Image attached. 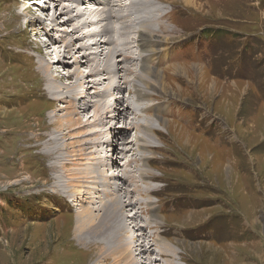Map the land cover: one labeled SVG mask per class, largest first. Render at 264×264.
<instances>
[{
    "label": "rangeland",
    "instance_id": "obj_1",
    "mask_svg": "<svg viewBox=\"0 0 264 264\" xmlns=\"http://www.w3.org/2000/svg\"><path fill=\"white\" fill-rule=\"evenodd\" d=\"M23 1L35 2L30 4L31 14H36L38 23L29 20L31 15H21L19 7ZM50 1L0 0V264H95L96 261V264H114L118 244L114 234H122L126 244L127 240L133 242V231L137 228L132 225L138 221V225L144 226L150 217L144 203L146 197L135 192L145 188L137 173L142 162L151 172L145 179L148 187L156 189L150 195L157 206L152 213L162 220L155 228V239L162 238L173 244L179 252L180 264H264V0H188V5L180 0H148L164 4L167 15L158 22L166 30L156 23L153 29L160 37H156L161 42L157 48L168 51L170 59L163 60L166 65L157 70L163 93L159 85L149 83L157 88L149 89V101L155 108L147 114L133 108L137 104L133 82L138 65L127 54L138 48L136 33L129 30L136 19L129 17L133 12L129 0H106L102 6H93L94 9L101 7L97 18L89 13L85 17L82 12V20L76 19L79 15L73 18L77 33L92 36L76 41L74 47L79 42L90 44L92 38L96 40L93 32L97 26L96 31L100 33L97 40L119 43L114 44V49L123 54L110 64L121 65L118 75L121 79L108 78L112 95L102 86L86 89L85 85L81 89L85 78L101 79L105 86L108 84L104 76L88 75L90 69L100 70L108 51H103L95 63L79 65L77 72L82 76L78 84L72 76L75 67L70 63L50 66L52 79L58 85L68 87L75 83L80 88L78 97L74 98V110L78 112L72 116L75 123L85 124L84 120L93 115L95 105L102 102L111 101L109 108L124 112L127 117L124 126L111 121L110 136L124 132L122 136L129 149L123 155L112 157L108 149L104 150L106 159L98 168L101 170L109 161L112 169H119L121 159L132 160L130 166L124 165L127 171L124 191L128 196L119 194L123 195L122 201L130 198L137 205L134 223L125 219L129 222L112 227V223L96 219L98 215H95L93 222L84 226L85 231L77 228L78 208L64 192L55 188L61 176L60 155L78 153L83 148L84 165L77 173H84L85 163L92 162L87 159L92 149L81 146L85 139L80 138L90 129L76 131L79 138L73 140L80 144L75 146L69 145L71 140L58 141L53 135L57 133L58 139H68L69 130L56 124L71 99H52L47 91L48 79L41 78L38 63L45 60L48 49L52 51L46 62L51 65L58 56L55 53L63 49L62 41L53 40L58 35L57 29L53 31L49 26L53 15L51 5L59 12L70 3L62 0L59 5L57 0ZM86 2L79 0V7ZM140 12L148 15V11ZM154 14L157 21L158 15ZM11 15L19 19L12 21ZM119 21L121 26L116 27ZM105 29L107 34L100 32ZM45 38L47 41L42 44ZM71 60L70 55H65L66 63ZM173 63L177 66L167 67ZM85 92H90L88 108ZM161 110L166 113L160 114ZM153 113L160 117L163 127H157L155 132V144H152L155 148L151 145L142 149L148 156L143 158L138 151V131L134 124ZM95 127L92 130L98 129L97 124ZM58 142L66 145L57 153L54 150ZM103 143L107 146L109 142ZM92 156L97 158L96 154ZM66 166L74 169L70 164ZM112 172L116 178L111 186L116 187L122 183V178L117 176L121 173ZM152 177L156 178L151 180ZM123 210L122 217L133 215L134 211L129 208L123 206ZM79 231L81 235L85 232L81 239ZM151 234L144 228V238ZM145 241L157 244L153 238ZM151 257L157 258V264L163 263L156 251H152Z\"/></svg>",
    "mask_w": 264,
    "mask_h": 264
},
{
    "label": "bare ground",
    "instance_id": "obj_2",
    "mask_svg": "<svg viewBox=\"0 0 264 264\" xmlns=\"http://www.w3.org/2000/svg\"><path fill=\"white\" fill-rule=\"evenodd\" d=\"M48 1H50V0H48ZM83 1L84 0H81V3ZM85 1H87V2H86V4L81 6V8H82L81 9L79 7L80 4H78L79 0H69L70 6L64 5L63 8L59 10V12L55 8V6H53V4L51 5L52 10H50V11H53L52 12L53 15L50 17V19L48 21V22H50L49 26L52 28L53 31L55 29H57L56 31L58 32L57 33L58 35L57 36L55 35L56 38L53 36V40L55 39L58 41H62L63 43H62L61 48H63V49H62V51H59V53L58 52L55 53L58 56H56L55 61L51 62L52 63L51 65L46 62L50 58V57L48 58V56H49L50 52L52 51V50H48V49L46 50L47 51V54H46L47 57L44 58L45 60L39 61V63H38V69L40 71L41 78L48 79L47 82L49 84H47L48 85L47 91L53 97V98L52 97L51 98L55 99V100L71 99L70 101H68L69 107L64 106L65 107V114H63L62 119L60 121H57V124H56L59 128L64 127L65 129L69 130V132L67 131L68 135H69L67 137L68 139L66 140L65 137H60V139H58V137L60 135H58L57 133L56 134L53 133V135L55 136L54 138L58 141H63V142L71 140V143H69V145L75 146L77 144H80V143H75V141L73 140L76 137H77V139L79 138L75 134L76 131H77V133H79L82 130L84 131L85 129H90L85 135H83L82 137L80 136V138L85 139V140L82 139V141L85 143H81V146L86 145L88 148L90 147L92 149L91 152H88V155L90 156V158L87 157L88 161H90V162L92 161V162L89 164L85 163L86 169L82 170V171H85L84 173H81V172L77 173V171H80L81 167H83V165H84V164H82L83 163L82 160H84L82 158V153L84 151L83 148H81V149L79 148V150L77 151L78 153H75V152H69L67 154L62 153L60 155L61 156L60 160L58 161L59 165H60L59 169L61 171V176H60L59 182L57 183V186L55 187V188H59L62 192H64L66 198H68L69 201L72 204H74L75 207L78 208V211H77V213H78V216H77L78 217V219H77L78 226H77V228L83 229V231H85L84 226H88L89 224H91L93 222L95 215H98V217L96 219L101 218V219L109 222L110 225L112 223V227L118 226L117 225L118 223L119 224L124 223L125 221H127L125 219H129V221L132 220V223H134V221H136L135 216H134L136 211H134V209H135V206H137L136 204H134L133 201L130 200V198H128V200L126 199L127 201H125V202L122 201L121 199H122L123 195H122V197H120L121 194H119V192H123L125 198H127V196H128V194L124 191L126 189L125 188V182H126L125 171L126 170H124V168H125L124 165H126V166L129 165L130 163H132V160L128 161L126 159L127 157H124L123 159H121L122 162L119 164L120 165L119 169L116 167H113V169H112L110 167L111 164L109 161L103 164V168L101 170L98 168L104 162V159H106L105 158L106 156H104V153H103L104 150L106 151V149H108V151L110 153L109 157H112V155L113 156L114 155H123V153H125V151H127L129 149L128 146H126V143H128V142H126L122 136V134L124 132H122V134H117L114 132L113 135L115 137L110 136V133L112 131L111 121H113L112 123L119 122L120 124H122L124 126L125 120L127 119L124 112L118 113L115 109H112V106L109 108L108 103L111 101H108L107 103H103L101 101L102 103L98 102L99 104L95 105V109L93 110V115L90 116L87 120L85 119L86 121L84 120L85 124L82 122L75 123L76 121L73 120V118H72V116L78 114V112H76V110H74L75 109L74 98L76 96L78 97V95H76V94L78 93V89L80 90V88L75 87L78 84V82L80 81V78L82 76L80 73L78 74V72H77L79 65H88L87 63L90 64L91 62L95 63L98 56L103 55L102 54L103 51H108V52H105L106 55H104V60H105L104 65H102V67L100 65V67L102 69L101 68H100V70H98V69L95 70V68L90 69V71H88V75L89 76L99 75L101 77L104 76V79L107 80V82H108V78L112 81H115L117 79L120 80L121 76H118V75H119V72L122 71L120 68L121 65L119 66L118 63L114 64V65L112 63L110 64L111 60L119 58V56L121 54H123L120 50L114 49V46H115L114 44H117L118 42L112 43L111 41L108 42V41H104V40L102 42H100V40H97L98 36H100L99 31H96L98 26L97 27L95 26L96 28H94V32H93V36L95 38H97L96 40H94V38H92V42H90V44L89 43L88 44H83V43L81 44L80 43L83 40L91 39L92 36L85 35L84 34L85 32L83 33V35H81L82 32H81V34L77 33V31H78L77 27L78 26L73 24V22L75 20L73 18L77 17L79 15L76 19H78V18L81 19L82 16H84V15H82V13H85V17H86V13H89L90 15L95 14V16L97 18L99 15L98 12L100 11L101 7H97L96 9H94L95 5L102 6V1L106 2V0H85ZM173 1H175V0H173ZM180 1L183 3H186L187 5L190 3V1H188V0H180ZM50 2L52 3L53 1H50ZM56 2L59 3V5H60L62 0H57ZM32 3H35V2L34 1H32V2L29 1V3H25L24 1L22 2L21 7H19V8H21V15H24V14L31 15L33 17H29V20H31L32 22L34 21L35 23H38V21L36 20V14H34L35 19H34V15L31 14L32 8L30 7V4H32ZM112 3H113V1H112ZM116 5H118V4H116ZM162 5H164V4H162V2H160V1H157L156 4H153L152 2H149L148 0H129V8H131V10L133 11L129 17L130 18H132V17L136 18L135 21H133V23L130 24L129 30H131V32L135 31V33H136L135 41H136V48H138V50L136 52L130 51V52H128L127 55L132 56L133 58L131 60L134 59L136 62V65H138L137 72L134 74L135 77H134V82H133V83H135V84H133V87H134V91H135L136 97H137L136 107H133V108L136 109V111L138 113L147 114L146 112L154 111L153 109L155 108L154 107L155 105L150 103L149 95H150V90L154 91L155 86L154 87H152L151 85L149 86V83L154 82L155 85H159L160 87L158 86V88L160 89V92L162 91L161 90L162 86L160 84L161 82H160V79L158 76L159 74H157L159 71H157V70H159V68L161 66H163L164 64L166 65V63L163 60L167 59L169 57L170 53L166 50L164 52H162L161 50L159 51L157 46H160L161 42H160V40L156 39V37L158 38L159 36H158V34L154 33L155 30L153 29L154 27L156 29V26H153L156 23L158 26L161 25L166 30V26L164 24L163 25L159 24V22H158L160 20L159 18L162 19L163 16L167 15L163 11L164 7ZM121 6H122V4H121ZM56 7H59V6H56ZM144 8H147V9L144 10ZM115 10H116V8H115ZM140 10L141 11L143 10L145 12L148 11V15H147V13H141ZM75 12H76V15H74ZM154 13H156L158 15L157 21L154 19V18H156V15ZM152 14H153V17H152ZM111 15H113V14H111ZM60 16H63V17L60 18ZM101 16L103 17V14H101ZM13 17H14V15L13 16L11 15V17L10 18L8 17V18L11 20L12 19H16V20L19 19L18 16L16 18L15 17L13 18ZM126 19H128V18H126ZM83 23H84V21H83ZM87 23L91 24L92 21H87ZM93 23H94V21H93ZM99 23H100V21H99ZM115 24H117V26L115 25L116 27H118L119 25L121 26L120 21L118 23L116 22ZM69 26H70V28H69L70 30L64 29L65 27H69ZM102 29H104V28H102ZM109 29H110V27H109ZM127 29H125V30H127ZM107 31L105 29V30H102L100 32L106 33ZM120 32H121V30H120ZM36 33H38V32L36 31ZM122 37H124V36H122ZM101 40H102V38H101ZM46 41L47 40L45 38L42 41V44L45 43ZM76 41H80V42L78 43L77 47L76 46L74 47ZM163 41H164V39L162 40V42ZM84 43H85V41H84ZM110 43H112V44H110ZM87 45H89V46L87 47ZM118 45H119V43H118ZM109 46H111V49L109 48ZM120 46H121V44H120ZM117 47L118 46H116V48ZM108 49H110L111 51ZM124 49H126V48H124ZM85 51H87V53ZM53 52H54V50H53ZM60 53H62V54H60ZM67 54L71 56L72 60L66 63L64 61V57ZM160 55H163V56L159 57ZM164 55L166 56V58L164 57ZM128 59L129 58H127V56H126L125 60L127 61ZM168 59H170V57ZM117 60H119V59H117ZM161 62H162V64H161ZM68 63H70L71 66L75 67L74 68L75 71H74V73H72V76L74 77L73 79L75 80V83H77V84H75V83L73 85L68 84V87H65L62 85H58L55 82V80L52 79L54 77H52L53 75L50 71V69H51L50 66L56 67V66H60L63 64L67 65ZM175 64L176 63L169 64V66H167V67L171 68L172 66L173 67L177 66ZM90 66L92 67V65H90ZM174 70H176V69H174ZM69 77H71V75H69ZM56 79H57V77H56ZM126 80H128V79H126ZM155 81H156V83H155ZM82 82L84 85L81 86V89L84 88L85 85H86V89L93 88V86H102L105 90L108 91L107 93H110L111 89H112L111 88L112 87L111 82L110 83L108 82V84L105 86L104 81L101 79L98 80L97 78L96 79H86L85 78V79H83ZM147 86H149V87H147ZM102 87H101V89H102ZM155 88H157V87H155ZM119 90H121V89H119ZM161 93H163V92H161ZM84 95H85L84 98L86 97V99H87L86 103H87V108H88L89 107L90 92H85ZM111 97H113V96H111ZM138 101H139V103H138ZM127 106H128V104H127ZM159 106H157V107H159ZM127 109H129V108L127 107ZM159 109H160V107H159ZM110 110L112 111V115L110 114ZM156 111H155V114L158 115L157 114L158 111L157 112ZM113 112H114V114H113ZM159 112H160V114L166 113V112L164 113L163 110H161ZM153 114L150 118L142 117L143 122L134 124L136 126V130L138 131V136L136 137L137 138L136 140L138 143L137 144L138 145V151L140 152V155H142L143 158L146 156H145V151H142V149L146 148V146H151L152 144H155L154 143V135H155V132L158 130L157 127H161V129L163 127L162 121L160 122V120H159L160 117L156 116L155 114L153 115ZM90 120H92V122ZM159 122H160V124H159ZM76 124H78L79 126L77 127ZM96 124H97L98 129L97 130L95 129V131H94V130H92V128L95 127ZM107 128H109V129L107 130ZM103 142H105V143L109 142V143H107V146H106V145H104ZM117 144H118V146H117ZM55 145H57L56 146L57 148L54 151H56L58 153L60 151L58 149L60 147L64 148L66 143H61V142L59 143L58 142V143H55ZM153 148H155V147L153 146ZM72 151H74V150H72ZM138 151H136V152H138ZM95 154L97 155V158L92 156ZM102 154H103V156H101ZM140 161H143V160H140ZM67 164H70L72 167H74V169L69 170L66 166ZM146 166H145L144 162H142L140 165V169L137 172L138 178L141 179L142 183H145L144 184L145 188L143 187L144 189H141V190L135 189V192H136V194L139 193L140 195L146 197V199L144 200V203L149 209L150 217L147 220H145L144 226L138 225V221H136L137 223L134 226L132 225L133 228H137L136 232H138V233H136L133 231V235L135 234V239H133V242H128V240H127V244H126L122 240V237H121L122 234L114 232L115 233L114 236H115V238H117V241H118L117 242L118 244L115 247V253L117 254V261H115L114 264H157L156 263L157 258L151 257L152 251L153 252L156 251V256H158L160 259L163 260L162 264H180V260H178L179 252H178L177 248L173 244H171L170 242H168L162 238H159V240L155 239V228L157 226L159 227L161 225L162 220L160 219V217L157 216V214L152 213V212H154V210L156 209L157 206L154 205L153 201L150 198V195H152L154 192H156V189H155V187L150 188V186L148 187V185H147V181L145 179H148V176L151 175V172L148 171L149 169H147ZM120 168H123V169H120ZM114 170H115V172L117 171L118 173H121V175H117V176H120L122 178V183L117 184L116 187L111 186L112 182L114 180V177H115L114 172H112ZM74 171H76V172H74ZM126 173H127V171H126ZM34 175H32V176H34ZM154 178H156V177H152L150 179L152 180ZM131 180H129V181H131ZM132 182H133V180H132ZM116 192H118V193H116ZM76 195H78L79 197H76ZM83 196H85V198ZM94 206H96V207H94ZM123 206H124V208H127V209L129 208L130 211H134L133 215L132 216H124L123 215V217H122ZM123 212H124V210H123ZM103 215H104V217H103ZM118 218H121V219L118 220ZM111 220H112V222H111ZM129 221H127V222H129ZM127 225L130 226L131 223L127 224ZM144 228H148V230L153 232V234L147 235L146 238H148V237L150 239L153 238V243H157V244L150 245V243L145 241L146 238H144V235H143ZM125 230H127V229L125 228ZM79 233H80V231H79ZM83 234L85 235V232ZM82 235L80 233V235H79L80 239L82 238ZM109 235H113V234L109 233ZM91 236H93V238H94V237H96V234H91ZM102 236H104V235H99L98 237H102ZM87 237H88V234H87ZM136 237H139V238L136 239ZM152 246H154V248H155L154 250L150 249ZM102 257L103 256L101 255L100 258H102ZM135 257H137L138 259H135ZM97 262L98 261H96L95 264Z\"/></svg>",
    "mask_w": 264,
    "mask_h": 264
}]
</instances>
